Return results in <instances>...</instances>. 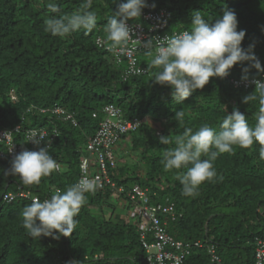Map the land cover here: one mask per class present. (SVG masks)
<instances>
[{
    "label": "trees",
    "instance_id": "16d2710c",
    "mask_svg": "<svg viewBox=\"0 0 264 264\" xmlns=\"http://www.w3.org/2000/svg\"><path fill=\"white\" fill-rule=\"evenodd\" d=\"M46 3L0 0V130L21 125L22 131H44L47 138L58 133L49 154L62 166L59 172L42 177L38 185L29 186L18 176L5 174L10 173L12 160L0 157V264H138V260L147 264L137 222L112 215L115 204L109 190L86 193L87 202L75 217L74 232L57 239L32 238L22 227L21 213L30 200L16 198L8 204L1 199L4 193L19 190L45 199L53 194L52 188L63 192L76 183L82 146L95 132L101 109L107 104L118 106L125 119L149 117L162 126L157 134L145 122L131 135L129 145L137 151V161L129 170L125 163L122 167L118 163L111 170L113 180L124 187L136 184L147 190L155 204L172 205L174 220L160 217L168 219L166 231L174 239L210 240L218 255L220 250L239 249L247 258L237 264H253L254 242L264 237V159L259 156V145L236 147L232 153L219 155L213 162L217 178L202 183L195 197L183 194L174 178L176 170H164L162 154L175 147V138L184 127L194 132L204 124L218 128L223 116L234 109L254 125L258 102H243L254 88L236 89L230 81L249 80L264 72L249 67L243 73L247 62L234 65L226 78H210L202 89L177 102L172 100L168 86L152 81L157 71L150 64L152 50L136 53L138 66L147 73L127 77L128 61L118 63L112 51L95 46L96 36L105 38L107 17L116 7L113 0H92L96 28L90 33L77 31L67 38L43 31L44 19L50 15ZM57 3L59 9L54 15L63 16L75 11L81 0ZM154 5L170 13L165 32L170 34L186 30L195 11H201L210 23L222 18L224 10L233 11L237 31H245L241 47L251 45L264 68V0H154ZM128 21L147 27L140 17ZM244 76L247 79H242ZM10 91L15 94V102L10 100ZM114 96H118L116 101ZM57 107L71 118L65 121L50 111L40 113ZM178 111L184 113L182 119L175 116ZM94 112L99 113L97 118L91 117ZM162 137L170 143L162 144ZM1 149L5 150L3 146ZM185 264L209 261L204 251H196Z\"/></svg>",
    "mask_w": 264,
    "mask_h": 264
},
{
    "label": "clouds",
    "instance_id": "9594fccd",
    "mask_svg": "<svg viewBox=\"0 0 264 264\" xmlns=\"http://www.w3.org/2000/svg\"><path fill=\"white\" fill-rule=\"evenodd\" d=\"M113 2L116 7L112 10L110 16L107 17V22L103 29L106 34L105 38L96 36L94 44L98 49L112 51L116 62L119 63L122 59H125L129 64V58L123 52L133 39L132 29L129 25L140 24L128 20L140 17L144 21L142 14L145 12L148 2L153 5L155 11L157 9H155L154 0H121V2L113 0ZM91 3L92 0H81V5L71 14L57 16L54 15L59 9L57 0H47L45 7L50 15H47L44 19L43 31L59 38H67L81 30L92 32L96 28L97 16L91 10ZM204 17L201 11L193 12L189 27L186 30L172 34L165 33L166 28L169 26L170 21H168L167 27L163 31L167 35L155 41V44L150 43L148 45L150 47L149 50L153 51L150 64L157 70L152 81L155 84L168 86L171 89L172 100L177 102L184 101L195 90L202 89L209 83L210 78L223 79L227 77L234 65H244L247 62L249 66L242 68L243 73H247L249 67L255 68L257 72H264L259 59L254 55L252 46L250 45L247 49L241 47L245 31H237L238 21L233 11L224 10L222 18L217 19L215 23H210ZM117 51L123 53L118 54L116 53ZM137 51L148 52L141 49L135 50V59L137 58ZM135 70H141L144 73L131 74L130 68H128L125 73L126 76H138L147 73L145 69L138 66L137 59ZM242 79H247V76L242 77ZM252 82L255 85L254 91L243 97V102L247 104L252 101L258 102L259 107L255 114L254 125L249 124L245 114L234 109L230 114L223 116L218 128L204 124L194 132L191 127H184L182 134L175 138V147L163 152L164 170H176L174 178L180 182L185 196L195 197L198 195V189L202 183L206 181L212 182L217 178V171L213 162L223 153H232L236 147L249 149L254 144H257L259 145V156L264 159V81L254 79ZM9 97L11 101H16L13 91L9 92ZM106 106H113L120 111V108L114 104H107L102 107L101 118L95 132L87 137L86 142L82 146L78 165L79 175L76 183L68 186L63 192L52 188L51 190H54L53 194L45 199L31 196L30 192L23 190L6 192L2 195V202L8 204L16 198L30 200L31 203L25 206L21 213L22 227L30 237L38 239L41 236H50L53 239H57L59 236L70 237L77 227L75 217L78 216L80 209L87 202L86 193H94L95 191L109 190L112 193L111 198L113 199L114 197L119 202L121 201L120 203L124 206V208L120 209V217L132 220L128 215L130 202L126 194L119 192L118 188L122 187L126 191H130L133 186L138 185L133 184L129 187L118 185L112 178L111 170L115 169L120 162V159L117 158V152L122 150L119 147L124 142L129 141L130 138L128 136L133 133L124 135L114 147L116 165L113 168H109L108 173L116 186L115 189L109 187L97 189L99 185L95 181L88 178L79 180L82 160L93 157L89 153L87 145L95 137L100 124L105 119L106 115L103 109ZM48 111L62 117V120L65 121L71 118L70 115L63 111V108L59 107L48 109L47 111L41 110L40 113ZM94 114L95 117L93 116ZM98 114L94 112L91 117L97 118ZM120 114L125 119L121 111ZM175 116L182 119L184 113L178 111ZM134 119L141 121V124L149 123V121L153 123L149 117ZM153 124H158L160 130L156 127L154 129L156 132H161V124ZM39 131L31 129L22 131L21 125L0 130V157L4 155L12 160L10 173L6 172L5 174L18 176L23 184L29 186L38 185L42 177H47L53 171L59 172L62 169V166L49 154V150L52 148L51 145L57 139L58 133L55 132L47 138L46 132ZM19 136L23 137L22 141H18ZM160 142L165 145L170 143L165 137H162ZM10 145L21 150L13 158L9 154ZM2 146L5 150L1 149ZM128 148H130L129 144ZM202 157H206V159H202ZM90 172H95V168L91 167ZM21 193H29L30 197H21ZM9 194L12 199L10 201L5 200V196ZM150 203L152 205H166V203L155 204L152 196H150ZM124 211L126 212L125 214ZM160 219L167 226V220H162L161 217Z\"/></svg>",
    "mask_w": 264,
    "mask_h": 264
},
{
    "label": "built area",
    "instance_id": "2783aa9c",
    "mask_svg": "<svg viewBox=\"0 0 264 264\" xmlns=\"http://www.w3.org/2000/svg\"><path fill=\"white\" fill-rule=\"evenodd\" d=\"M147 4L146 10L142 14L147 27L129 25L132 29L133 39L127 49L123 51L124 55L129 58L131 74L144 73L141 70H135V50L148 51L150 43L155 44V41L167 35L163 31L167 27L170 14L165 9L155 11L151 3L148 2ZM152 49L155 51L154 48ZM123 52L117 51L116 53ZM254 79L264 81V73L249 80H231L230 83L236 89L250 90L255 88L252 82ZM103 111L106 115L105 119L100 124L95 137L87 145V149L93 157L82 160L79 180L82 178L91 179L99 185L97 189L106 187L115 189L116 186L108 173L109 168H113L116 165L114 147L124 135L137 131L141 121L123 119L120 111L113 106H106ZM93 116L95 117V114ZM156 133L159 134V131ZM10 146V157L13 158L14 155L21 152L18 147ZM91 167L95 168V172H90ZM118 191L125 193L130 202L128 215L130 219L138 224L140 243L144 250L147 264H185L187 258L196 251H204L209 264H223L216 252L215 245L210 240H205L204 242L201 240L182 242L167 233L166 224L161 221L160 215L171 217L174 220L175 215L172 205H152L147 191L142 190L138 186H133L130 191L119 187ZM20 196L24 198L30 197L29 193H21ZM11 199L12 196L10 194L5 196V200L10 201ZM253 254V264H264V237L255 240Z\"/></svg>",
    "mask_w": 264,
    "mask_h": 264
},
{
    "label": "rangeland",
    "instance_id": "374dc122",
    "mask_svg": "<svg viewBox=\"0 0 264 264\" xmlns=\"http://www.w3.org/2000/svg\"><path fill=\"white\" fill-rule=\"evenodd\" d=\"M118 99V96H114V100L116 101ZM154 126L158 129H159V126L158 124H154ZM129 138H131V135L128 136ZM134 149V148H133ZM137 151L135 150H132L131 147L128 148V149H123L122 151H118V157L120 159V162H119V166L122 167L123 164L125 163L126 167L129 166L127 169L129 170L130 166L132 165V162L135 160L137 161V158H138V154L136 153ZM121 164V165H120ZM124 165V167H125ZM126 170V168H125ZM128 171V170H126ZM113 201V204L114 205V213L112 214L113 216H116L118 215L119 216V210L124 208L123 204H121L116 198L113 197L112 199ZM96 212H98V209H95ZM126 212L124 211V214ZM260 229V228H258ZM219 255L221 256V258L223 259V261L225 262L226 260L227 261H230L231 264H237L239 263V261L241 260H244L246 259V255L243 253V251L239 250V249H232V250H220V253ZM241 256V257H240ZM241 258V259H240ZM138 264H140V261L138 260Z\"/></svg>",
    "mask_w": 264,
    "mask_h": 264
},
{
    "label": "crops",
    "instance_id": "0c3cea01",
    "mask_svg": "<svg viewBox=\"0 0 264 264\" xmlns=\"http://www.w3.org/2000/svg\"><path fill=\"white\" fill-rule=\"evenodd\" d=\"M149 124L151 125V127L154 129L155 128V126H154V124L153 123H151L150 121H149ZM156 125V124H155ZM127 144V145H126ZM128 144H129V141H127V142H124L119 148H120V150H123V149H127V147H128Z\"/></svg>",
    "mask_w": 264,
    "mask_h": 264
}]
</instances>
